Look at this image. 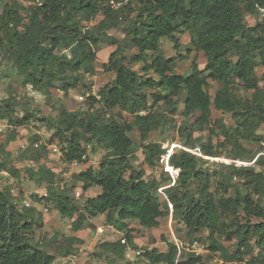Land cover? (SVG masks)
<instances>
[{"label": "trees", "instance_id": "obj_1", "mask_svg": "<svg viewBox=\"0 0 264 264\" xmlns=\"http://www.w3.org/2000/svg\"><path fill=\"white\" fill-rule=\"evenodd\" d=\"M37 1L40 5L26 6L15 0H0V51L5 57L16 58L36 91L47 92L57 85L67 92L82 81L84 74L94 71L96 55L92 46H114L101 64L105 72L114 75L98 90V98L88 99L92 105L100 103L103 111L117 108L126 112L131 120L120 124L100 111L86 116L62 110L55 118L40 117L26 107L18 116L14 96L1 100L0 120L8 119L18 127L32 121L46 123L53 129L52 137L64 145L62 155L67 163L86 160L85 144L107 152L96 167L89 166L75 175L83 191L91 186L101 188L96 196L85 199L82 208L74 204L66 190L53 188L54 174L44 164L37 170L26 167L31 179L46 182V194H32V199L52 205L61 216L76 215V224L98 215L108 219L114 212V226L121 237L101 246L119 257L133 239L129 221L149 229L157 227L161 217L178 215L188 234L208 231L210 253L218 252L225 261H242L245 254L257 248L246 264H264V172L254 168L264 166V136L257 132L261 126L264 128V0H134L137 11L128 18L121 37L106 32L123 31L120 24L128 16H122V8L133 11L131 1ZM111 1L119 5L113 8ZM97 14L102 19L84 30L82 21H90ZM259 15L263 16L261 20L246 24L247 16ZM25 19L24 28L18 29ZM182 32L189 33L191 46L206 59L202 69L192 62L188 75L177 74L176 58L167 57L161 49L163 37L170 38L174 47L179 46L175 34ZM1 63L0 80L4 76ZM132 64H141L143 73L152 71L156 77L144 76L132 69ZM257 67L263 68L260 75ZM209 80L219 84L213 94L209 92ZM238 87L249 94H237ZM178 101L182 102L185 118L196 114L190 124L192 131L209 127L211 106L230 114L236 126L234 130H221L220 142L212 143V129L206 144L196 138L197 143L192 141L190 146L172 153L168 163L178 170L173 184L168 172L160 181L146 179L144 170L131 163L135 144L129 134L136 131L141 142L145 141L151 131L168 123L167 114L177 111ZM180 131L187 144L191 132L185 127ZM12 139L14 136L9 141ZM241 141L260 145L250 158L253 163L231 166L230 175L222 174L212 191L217 171L197 167L200 155L214 159L225 155L248 162L245 157L250 150L242 147ZM141 147L149 165L165 153L157 143ZM5 168L6 162L0 160V170ZM232 175L238 177L237 182H233ZM164 183L161 200L158 188ZM252 218L257 221L252 222ZM35 223L34 208H19L10 192L0 189V264L54 262L53 254L31 242ZM223 241H234V249L231 251ZM142 256L144 264H203L201 256L193 253L183 254L178 260L174 243H169L164 252L145 249ZM210 256L206 255L205 260ZM107 264L117 263L111 260Z\"/></svg>", "mask_w": 264, "mask_h": 264}, {"label": "rangeland", "instance_id": "obj_2", "mask_svg": "<svg viewBox=\"0 0 264 264\" xmlns=\"http://www.w3.org/2000/svg\"><path fill=\"white\" fill-rule=\"evenodd\" d=\"M126 1H131L130 6L133 11L122 8V16H128L120 24V28L123 31L109 29L106 32L108 35L121 37L126 32V26L124 25L127 24L128 18L132 17L137 11L134 0ZM22 14L24 13L22 12ZM262 17V15H259V17L247 16L245 22L248 25H253L256 21L261 20ZM101 19L102 15L97 14L90 21H82L83 29H91ZM25 22L26 19L18 29H23ZM175 35L179 40V46L174 47L170 38L163 37L161 39V49L167 57L176 58V73L188 75L191 72L192 62H195L199 69L204 68L206 59L201 51L195 50L191 46L189 33L182 32ZM92 49L96 55L94 71L84 74L82 81L74 89H70L67 92L61 91L57 88V85L50 88L47 92L36 91L31 87L25 76L26 72L20 68V64L16 58L12 55L5 57V53L0 51V60H2L1 68L4 72V76L0 80V101L11 95L14 96L18 101L15 108V114L18 116L23 114V108L26 107L40 117L51 116L55 118L62 110L70 112L71 114L78 113L86 116L95 115L100 111L101 114L105 115V118L111 116L120 124L125 121H130L131 116L126 112L117 108L110 111H103L100 109V103L93 105L90 103L88 97L95 96L98 98V90L104 84L111 81L114 75L113 72H105L101 67V64L107 61L114 46L100 43L97 46H92ZM188 49L190 51H187ZM185 55V58L180 57ZM131 68L144 74V76L156 77L152 71L143 73L141 64H132ZM262 71L263 68H256L258 75ZM218 85L217 82L209 80L210 94L214 93ZM237 94L247 96L249 93H244L238 87ZM162 108L163 105H160L161 110ZM182 108V102L178 101L177 111L173 114H167L169 118L168 123L157 130L151 131L147 139L143 142L139 139L136 131L129 134L135 144L131 163L136 169L144 170L146 179L154 177L160 181L166 177L168 172L171 182H173L172 177L176 178L178 170L175 167L171 171L167 169L166 166L169 163L165 153L170 154L171 151L173 153L179 152L180 149L190 146L193 143L192 141L197 143L196 138H201V144H206L212 129V143L215 144L223 140L220 133L221 130H234L236 126L230 114L217 111L211 106V123L209 127L201 131H192L190 124L193 123L196 114L185 118L181 114ZM181 127H185L187 131L191 132L187 144L185 143L186 139L183 136L184 134L180 131ZM257 132L261 136H264V128L262 126ZM52 134L53 129H50L46 123L32 121L28 125L18 127L8 119L0 120V160L6 162V168L0 170V189H7L12 195L14 203L19 208L22 206L34 208V219L36 223L30 234L31 242L37 243L40 247L55 256L52 264H107L111 260H114L117 264H144L145 260L142 254L145 249L156 248L164 252L169 243L176 241L186 242L193 238L201 239V243L205 247L207 246V230L188 234L187 228L180 220V217L178 215H169L161 217L159 219V225L149 229L141 227L137 221H129V226L133 228V239L124 251L123 256L119 257L116 253L101 246L103 242H114L121 237V232L114 226V212L110 213L108 219L106 215H98L86 219L82 224H76V215L72 218L64 217L52 205L45 204L44 201H34L31 197L32 194L39 196L46 194V182L41 181L38 183L31 179L29 173L26 172V167L37 170L40 164H44L53 172V188L66 190L74 204L79 208H82L87 197H94L101 192L99 186H91L83 191L82 183L75 179V175L89 166L96 167L98 162L107 155L106 150L96 145H91L90 143H84L87 149L86 160L80 163H67L64 161L62 155L63 149L65 148L64 145L52 137ZM11 136H14V139L9 141ZM146 143H157L165 151L159 158L154 159L153 165H149L144 160L145 154L143 153L141 144ZM262 144L261 146L264 148V143ZM240 145L250 150V153L245 157V160L249 161L245 162L242 160L241 164H251L253 161L250 158L260 145L245 141H241ZM93 147L95 148L94 151H92ZM224 156L219 159H214L207 158L201 154L200 159L197 161V167L217 171V174L213 176V183L210 186L212 191L217 187L219 177L222 174L230 175L233 170L231 166H235L229 161L230 157ZM254 168L255 170L264 172V166L260 167L257 165ZM12 172H15V174ZM232 180L233 182H237L238 177L232 175ZM166 184L164 183L165 186ZM163 198L164 195L160 194V199L163 200ZM40 215L41 218H39ZM256 221L257 219L252 218V222ZM223 242L231 251L234 249V241ZM256 253L257 248L245 254L242 261H224L246 264L247 260L251 256L256 255ZM206 255L205 253L200 255L203 264L207 262L205 260Z\"/></svg>", "mask_w": 264, "mask_h": 264}, {"label": "built area", "instance_id": "obj_3", "mask_svg": "<svg viewBox=\"0 0 264 264\" xmlns=\"http://www.w3.org/2000/svg\"><path fill=\"white\" fill-rule=\"evenodd\" d=\"M17 2H19L22 5H33V4H38L40 5V2H38L36 0L32 1V0H15ZM113 8H116L119 4H115L113 1L110 2ZM262 10H264V8H262ZM173 151L170 152V154L165 153L167 160L169 159L170 155H172ZM164 157V155H163ZM229 161L231 162V164H234L235 166H238L239 164L242 163V160L240 159H229ZM253 163V162H252ZM251 163V164H252ZM168 170H172L173 166H170L169 164L166 166ZM177 176V175H176ZM172 177V176H171ZM173 182H171V184L174 183L175 178L172 177ZM164 187L166 186H162L158 188V191L162 194V191L164 189ZM45 210H47V208H45ZM176 248H177V258H179L181 255L186 254V253H193L195 255H202V254H210V258L207 260L206 264H238L236 262H225L223 260V258L220 256V254L217 253H210V251L208 250V248H206L201 241L197 240L196 238H193L191 240H188L186 242H174ZM138 253V252H137Z\"/></svg>", "mask_w": 264, "mask_h": 264}]
</instances>
